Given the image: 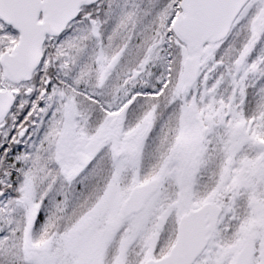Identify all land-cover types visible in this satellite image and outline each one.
<instances>
[{
	"label": "snow or ice",
	"instance_id": "1",
	"mask_svg": "<svg viewBox=\"0 0 264 264\" xmlns=\"http://www.w3.org/2000/svg\"><path fill=\"white\" fill-rule=\"evenodd\" d=\"M0 264H264V0H0Z\"/></svg>",
	"mask_w": 264,
	"mask_h": 264
}]
</instances>
